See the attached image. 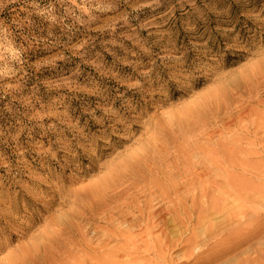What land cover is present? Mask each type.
Here are the masks:
<instances>
[{"label": "rangeland", "instance_id": "374dc122", "mask_svg": "<svg viewBox=\"0 0 264 264\" xmlns=\"http://www.w3.org/2000/svg\"><path fill=\"white\" fill-rule=\"evenodd\" d=\"M0 264H264V0H0Z\"/></svg>", "mask_w": 264, "mask_h": 264}, {"label": "trees", "instance_id": "16d2710c", "mask_svg": "<svg viewBox=\"0 0 264 264\" xmlns=\"http://www.w3.org/2000/svg\"><path fill=\"white\" fill-rule=\"evenodd\" d=\"M235 62H237V60H236V61L234 60V63H235ZM230 63H231V62H230Z\"/></svg>", "mask_w": 264, "mask_h": 264}, {"label": "bare ground", "instance_id": "6f19581e", "mask_svg": "<svg viewBox=\"0 0 264 264\" xmlns=\"http://www.w3.org/2000/svg\"><path fill=\"white\" fill-rule=\"evenodd\" d=\"M230 249V248H229Z\"/></svg>", "mask_w": 264, "mask_h": 264}]
</instances>
